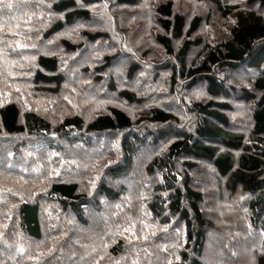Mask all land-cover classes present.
<instances>
[{"label": "trees", "instance_id": "16d2710c", "mask_svg": "<svg viewBox=\"0 0 264 264\" xmlns=\"http://www.w3.org/2000/svg\"><path fill=\"white\" fill-rule=\"evenodd\" d=\"M112 1L113 33L96 23L93 9L108 0H0V264H210L209 235L222 251L230 247L225 264H247L234 257L243 247L230 239L243 236L245 221L264 238V0H150L136 14L126 8L143 0ZM209 4L235 20L217 45L198 35L212 23L202 8ZM147 31L169 64L142 39ZM137 50L171 86L187 79L189 90H205L208 98L188 104L193 131L170 108L148 105L140 90L118 87L116 78L132 84L146 70ZM68 67L86 82L71 83ZM225 70L236 79L258 74L250 88H238L219 75ZM79 92L90 105L111 95L114 104L91 117L63 115ZM234 98L249 108L247 131L234 125L243 118L229 115ZM118 104L143 112L135 118ZM94 153L110 164L92 196ZM201 165L218 186L203 182ZM225 193L246 196V220L230 225L208 215ZM253 254L252 264H264V252Z\"/></svg>", "mask_w": 264, "mask_h": 264}, {"label": "rangeland", "instance_id": "374dc122", "mask_svg": "<svg viewBox=\"0 0 264 264\" xmlns=\"http://www.w3.org/2000/svg\"><path fill=\"white\" fill-rule=\"evenodd\" d=\"M151 4L153 3H158L159 0H151ZM191 1V0H189ZM195 1V0H192ZM114 2L112 0H108V3L106 5L103 6H96V8H93L95 11L97 10V14L96 16V23H98V25L100 26L101 24H103L104 27H106V29L110 30L112 33L116 30L115 26L111 25V21L109 18V12H112L111 9L114 10L115 5L111 4V6L109 7V3ZM149 2L150 0H143V2H141V6L140 8H129L127 7V11L128 14H136L139 11L141 12H145V10H147L146 8L149 7ZM187 0H182V3L186 4ZM188 3V2H187ZM191 5L193 7H196L197 4L191 3ZM203 12L208 14V19H210V22H212L211 24H209L208 26L204 27V30H202L198 35L200 36H205L204 39H206L207 41H211L214 42L212 39L215 40L214 43H216L215 45H217L218 43H220V39L223 36H226L228 34H230V29L232 26L235 25L234 23V19H230L229 21H226L225 18H223V16L221 15V13L216 9V7L214 5H203ZM196 12V11H195ZM210 17V18H209ZM110 22V23H109ZM153 23H151L150 25L152 26ZM214 29H217L214 30ZM17 31V29H15ZM74 29H70V32L73 31ZM146 30L151 31V27H148ZM128 29L125 28L124 32L127 33ZM143 32V35L141 36L142 39H147L149 40V47H153L155 49H159L160 46H158V44L155 43V40L153 39L152 34H150L149 32ZM76 35V34H74ZM119 35V34H118ZM207 37H211L212 39H209ZM121 40L124 44H126V40H127V35L125 34L124 37H121V35H119V38H116V40ZM12 42H16V38H11ZM132 42V41H131ZM139 42V41H138ZM138 42L136 40V43L134 42L133 45L137 47ZM211 45L213 43H210ZM161 48V47H160ZM162 49V48H161ZM163 50V49H162ZM159 50V60L158 62H163L164 64H169L170 61L172 60L167 53L163 50ZM141 51L137 50V53L135 55V59L139 60L141 58H146V56H144ZM94 55H97V53H94ZM196 57L195 53H192L190 55V60L194 59ZM82 58V57H81ZM128 59V57H126ZM157 58V59H158ZM29 59V58H27ZM85 60V58H82V62ZM126 60V59H125ZM124 58L122 59V61L120 63H118L113 72H117L119 70L116 69H120L122 68L121 66H123L124 63ZM146 62L143 63V67L146 68L145 71H143L142 73H140L137 78L132 82V84L129 83H125L124 86H122V84L125 82L124 80H122L120 78H116L115 81L118 84V87L122 88V87H129L130 89L136 88L138 90H140L141 94L140 96H144L146 98L147 104L148 105H162V106H166L168 108H170L174 114L177 117V123L178 125L185 129L186 131H193L194 128L196 127V118L195 116L188 110V104L191 101V98H195V99H202V98H208V95H206V92L204 89H202V86L199 85L197 88H195L193 91L189 90L187 84H188V80L187 79H180L178 81V83L176 84V86H171V84L169 83V80L166 75H164V72H162L161 70L156 69V62L152 59V60H148L146 58ZM63 63L65 65H67L68 60H64ZM77 65V63H76ZM76 65L74 68H76ZM72 70V67H68L67 69V79L69 81H71V83H74L75 85H80V82L83 84L86 82V79H78L79 76H77L76 74H74L73 72L76 70L74 69ZM158 74H160V76H158ZM238 74H245V73H238ZM258 71H253L252 73L249 72V74H247L245 77L242 78H235L234 77V73H231L230 71H226L224 73H219V75H226V79L228 80V84H234L236 83V85L238 86V88H242V87H246V88H250L251 85V79L254 75H257ZM70 75V76H69ZM158 76V77H157ZM221 76V77H222ZM78 77V78H77ZM84 80V81H83ZM239 82V83H238ZM102 93H106L105 89H101ZM115 96L111 95V99L109 100H94L93 105H90L89 102L90 100H87L86 98L83 97V95L81 94V92L79 93H74L70 98L69 101L67 102V104H64V112L63 115L65 114H70V113H82L84 114L86 117H91L92 114H94L95 112H99L100 110L103 109H107V107L110 104H114V99ZM231 103H233L232 105H234L236 108H234L232 110V112L229 113V115L232 117V119L234 120L235 117L239 116V119H242L241 121H238V125H236V123L234 122V125L237 126L239 129H242V131H247L248 130V119H249V108L246 107V104H244L242 101L238 100L237 98H234L233 100L230 101ZM39 103H41V101H39ZM119 106H123L126 109H129V112L135 117L137 118L138 116H140L143 112V110L141 109H137V108H129L126 105H121L118 104ZM238 107V108H237ZM237 120V119H236ZM235 120V121H236ZM246 121V122H243ZM244 123V124H243ZM152 149L151 148H146V149H141L139 151V157L141 161H143L144 159L148 158L151 153H152ZM100 153H94L93 154V166L91 168V170H93V177L91 179V183L92 185L88 188H86L87 191H89V193L93 196V185L96 186V184L98 183V181L100 179H102L103 175V169L105 166H107L108 164H110V161H107L106 158H104V160H100L98 159V155ZM86 158V156H85ZM71 159H76V157H73ZM85 160H89V159H85ZM204 165H201V169L206 171V174L204 173V178H203V182L207 183V185H213V184H217V181L215 179L214 176H208V173L211 171H209V167L206 166V169H204L203 167ZM26 169H30L29 167H27ZM31 172H33L31 170ZM208 172V173H207ZM217 177V176H216ZM198 179V177H197ZM93 181V182H92ZM110 183L112 181H109ZM120 181H115V184H118ZM213 182V184H212ZM90 183V179L89 182ZM210 183V184H209ZM214 186V185H213ZM85 190V191H86ZM214 190H206V192H213ZM218 192V191H217ZM216 194V192H215ZM228 194V193H227ZM226 193L222 196V198L220 199V197L216 198L211 205L209 206V209L207 210L208 215H212L215 214L217 215L218 219H227L228 222L230 223V225L236 223L237 220H246L244 217L245 214V207H244V201L243 199L246 198V196L244 194H240L238 198L236 199H232L230 197H228ZM217 196H219V193H217ZM243 218V219H242ZM220 223V222H219ZM243 223V222H242ZM245 225V230L243 233L242 237H239L240 234L238 231H236V234H233V238H231V242L234 243L236 240H238V244H236V246H241L242 245V253L244 252V254H237L235 251L233 252V255L235 258H238V255H243V257H241L247 264H252V258L254 256L253 252H264V238L262 236V234H258L256 233V228L251 227L250 223L248 224L247 221H245L244 223ZM105 228V227H104ZM240 239H239V238ZM218 240L215 242V239L210 238L209 235V245H208V258H209V263L210 264H225V262L223 261L224 258L226 261H230L229 258V253L228 250L225 248L224 251H222L221 249H219L220 244H218L219 241V237H217ZM241 240L243 242H241ZM225 242H229V241H225ZM236 243V242H235ZM232 253V251H231Z\"/></svg>", "mask_w": 264, "mask_h": 264}, {"label": "snow or ice", "instance_id": "6c2138e0", "mask_svg": "<svg viewBox=\"0 0 264 264\" xmlns=\"http://www.w3.org/2000/svg\"><path fill=\"white\" fill-rule=\"evenodd\" d=\"M4 7H11V4H4Z\"/></svg>", "mask_w": 264, "mask_h": 264}]
</instances>
